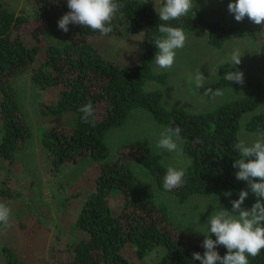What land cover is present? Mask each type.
I'll return each instance as SVG.
<instances>
[{
	"label": "trees",
	"instance_id": "1",
	"mask_svg": "<svg viewBox=\"0 0 264 264\" xmlns=\"http://www.w3.org/2000/svg\"><path fill=\"white\" fill-rule=\"evenodd\" d=\"M117 2L123 8L112 20L109 34L120 36L144 29L140 60L127 66L107 58L93 45L90 38L101 33L82 25L69 24L67 33L58 28V20L70 11L67 0H29L27 15L16 14L5 0H0V159L12 162L31 140V129L12 84L13 78L30 70V80L37 89L56 92L52 101L40 103L39 113L45 117L73 115L72 123L46 126L39 133L49 173L60 174L83 161L96 163L99 169L94 188L76 217L81 237L67 245L64 264H147L126 256L128 247L134 248L141 259L150 256L148 264H200L192 253L203 254L205 236L197 237L173 226L167 207L138 184L131 165L145 169L160 192L181 203L194 195L214 196L221 208L231 210V201L239 198L241 189H247L246 182L235 178L238 169L232 167L240 158L233 150L239 141L240 122L245 114L264 106V24L261 30L223 25L206 17L198 6L179 20L164 22L151 0ZM165 23L184 31L204 30L208 44L216 49L235 34L251 37L259 45V77L244 75L243 85L229 82L224 79L226 73L239 68L223 62L217 68L216 80L207 87L244 90L243 95L208 111L166 108L161 88L145 89L147 83H167L168 71L153 70L158 52L154 40L163 35L159 25ZM31 25L56 26L68 41L31 46L25 39ZM89 102L94 109L89 119L95 120V126L82 120L80 108ZM137 108L151 113L165 128L182 129L181 148L189 162L180 187L171 191L163 188L168 166L158 152L141 142L121 143L110 157L106 134L122 126ZM245 128L249 132L264 131V112L253 113ZM5 192L0 190V195ZM228 192L231 196L225 195ZM256 199L249 191L242 207L250 208ZM217 251L223 256L227 250L220 246ZM3 254L7 264H22L8 249ZM249 264H264V251L249 257Z\"/></svg>",
	"mask_w": 264,
	"mask_h": 264
},
{
	"label": "rangeland",
	"instance_id": "2",
	"mask_svg": "<svg viewBox=\"0 0 264 264\" xmlns=\"http://www.w3.org/2000/svg\"><path fill=\"white\" fill-rule=\"evenodd\" d=\"M151 1L155 10L163 5V0ZM5 3L16 14L28 13L29 0H5ZM229 3L226 0H193V7H200L206 17L223 25L250 26L261 30L263 25L254 24L247 17L242 22H237L234 14L228 11ZM185 32L187 43L176 50L172 68L161 69L155 61L153 63L155 72H169L167 83L163 86L157 83L145 85L147 90H163L162 103L166 108L181 107L191 112L208 111L243 95L244 90L232 89H222L223 96L215 98L203 95L207 86L216 80L218 66L223 62H231L234 49H239L242 55L241 63L236 65L239 70L247 77H259V45L251 37L235 34L222 48L216 49L208 44L204 30ZM143 38L144 29H141L139 33L120 36L101 34L91 37L90 41L107 58L127 66L139 62L144 48ZM25 39L27 44L41 47L48 44L60 45L68 41L56 26L37 28L35 25L26 29ZM198 70L208 78L201 88L196 87L194 80ZM12 84L32 137L12 162L0 159V190H6L5 194L0 195V203L11 210L9 226L5 228L0 224V264H7L3 254L7 249L22 264H64L68 256L67 245L81 237L75 221L84 201L94 188L95 177L99 171L98 164L83 161L68 167L60 174L51 175L44 159L39 133L46 126L72 123L73 115L66 113L45 117L39 113L40 103L52 101L56 92L37 89L30 80V70L13 78ZM257 112H264V106L253 113ZM253 113L242 117L238 131L239 140L248 144L254 142L257 133L249 132L245 128L246 121ZM165 129L148 111L134 109L122 126L112 128L106 134L105 142L109 147L110 157H113L121 143L141 142L158 152L168 167L185 169L189 160L183 151L180 154L170 153L156 146L161 132ZM179 145L181 148V141ZM131 168L138 184L151 191L155 199L167 207L173 226L197 237L209 235L208 218L223 210L216 197L194 195L181 203L173 196L160 192L141 166L133 164ZM113 201L116 202L115 199ZM124 254L134 260L150 263V256L141 259L132 247H128Z\"/></svg>",
	"mask_w": 264,
	"mask_h": 264
},
{
	"label": "clouds",
	"instance_id": "3",
	"mask_svg": "<svg viewBox=\"0 0 264 264\" xmlns=\"http://www.w3.org/2000/svg\"><path fill=\"white\" fill-rule=\"evenodd\" d=\"M69 12L58 20V28L63 32L69 31V24L82 25L102 35L113 31L111 22L123 8V4L117 0H67ZM193 9V0H163V5L156 11L160 21L168 22L179 20ZM228 11L234 14L237 22H242L245 17L256 25L264 24V0H234L228 4ZM159 32L163 34L156 37L154 45L158 49L155 55L156 65L161 69L173 67L176 58V50L181 49L187 43V33L180 27H172L167 23L159 25ZM239 49H234L231 54V62L234 66L241 63ZM208 79V78H207ZM207 79L197 71L194 80L197 88L206 84ZM224 79L229 82L244 84V73L232 70L226 73ZM222 89L213 90L207 87L204 96L215 98L223 96ZM84 123H92L94 109L91 102L82 105ZM182 129L179 126L166 128L160 134L157 147L167 152L182 153L179 142ZM256 139L248 144L239 140L233 145V150L239 154L232 167L238 169L235 178L244 181L247 189H241L239 198L231 201V211L223 210L211 214L208 218V232L202 242L203 254L193 252L194 260L200 264H249V257H257L264 251V131H257ZM185 170L169 166L163 180V188L171 191L184 183ZM249 191L257 198L250 208L242 205L249 196ZM231 196V192L225 193ZM11 210L5 204L0 203V224L5 228L9 226ZM214 235L215 239L211 236ZM223 246L227 251L221 256L217 248Z\"/></svg>",
	"mask_w": 264,
	"mask_h": 264
}]
</instances>
